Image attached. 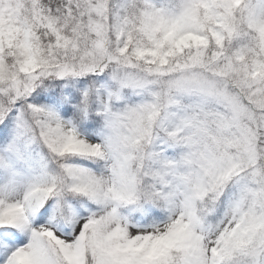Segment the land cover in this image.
I'll use <instances>...</instances> for the list:
<instances>
[{"label": "snow or ice", "instance_id": "6c2138e0", "mask_svg": "<svg viewBox=\"0 0 264 264\" xmlns=\"http://www.w3.org/2000/svg\"><path fill=\"white\" fill-rule=\"evenodd\" d=\"M0 264H264V0H0Z\"/></svg>", "mask_w": 264, "mask_h": 264}]
</instances>
